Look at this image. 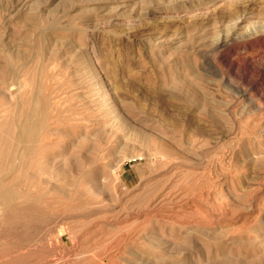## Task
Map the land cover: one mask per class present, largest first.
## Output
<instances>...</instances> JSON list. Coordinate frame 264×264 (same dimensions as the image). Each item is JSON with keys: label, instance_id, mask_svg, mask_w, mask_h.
<instances>
[{"label": "rangeland", "instance_id": "obj_1", "mask_svg": "<svg viewBox=\"0 0 264 264\" xmlns=\"http://www.w3.org/2000/svg\"><path fill=\"white\" fill-rule=\"evenodd\" d=\"M261 41L264 0H0V264H264V101L225 66Z\"/></svg>", "mask_w": 264, "mask_h": 264}, {"label": "bare ground", "instance_id": "obj_2", "mask_svg": "<svg viewBox=\"0 0 264 264\" xmlns=\"http://www.w3.org/2000/svg\"><path fill=\"white\" fill-rule=\"evenodd\" d=\"M199 2V1H198ZM201 4H202V2H200ZM206 5H207V1H206ZM196 7V6H195ZM197 7H199V6H197ZM235 17V16H234ZM237 17V16H236ZM231 18V17H230ZM234 19V18H233ZM262 26V25H261ZM261 28H263V26L261 27ZM229 29V28H228ZM228 31V30H227ZM260 31V30H259ZM229 32V31H228ZM228 32H226V33H228ZM225 35V34H224ZM230 36H231V33H230ZM232 37V36H231ZM197 38H198V36H197ZM257 38V37H256ZM229 39V38H228ZM249 39V38H248ZM225 40V39H224ZM222 41V40H221ZM216 43V42H215ZM254 44V47H256L258 50H259V52H260V54L261 53H263L264 52V50H262V47H263V43H262V41L261 42H258V43H253ZM222 45V44H221ZM236 45V44H235ZM217 46V45H216ZM218 47V46H217ZM226 49H229V48H226ZM250 49V48H249ZM247 52V51H246ZM249 53V52H248ZM195 54V53H194ZM198 54V53H197ZM250 54V53H249ZM260 54H258V55H260ZM235 55V54H234ZM238 56V55H237ZM228 57V56H227ZM239 58H240V56H238ZM238 58V60H240V61H235V60H229V62H227L226 61V68L228 69V71L233 75V77L234 78H236L237 80H239L243 85H245L246 87H251V91H252V89H254V93L259 97V99L261 100V101H264V86L261 84H259L258 85V82H257V80H258V77H260V76H262V78H264V65H262V63H261V65L262 66H260V65H257L256 66V64L254 65V63H256V62H254L253 60H251V59H253L254 57H253V55L252 56H250V55H244V56H242L240 59ZM257 58V57H256ZM232 59V58H231ZM262 60V59H261ZM225 62V61H224ZM198 65V64H197ZM200 68V67H199ZM219 69V68H218ZM224 69V68H223ZM203 70V69H202ZM221 70V69H220ZM217 71V70H216ZM215 71V72H216ZM203 72V71H202ZM204 72H206V71H204ZM220 73H221V71H220ZM216 75V74H215ZM225 75V74H224ZM6 77V76H5ZM221 77V76H220ZM224 77V76H223ZM230 78H231V76H230ZM261 78V80H263ZM208 81V80H207ZM224 81V80H223ZM259 81V80H258ZM8 82V81H7ZM7 82H5L6 83V85H7ZM217 82H219V81H217ZM236 82V81H235ZM235 82H233V83H235ZM15 82H13L12 84H14ZM261 83V82H260ZM11 84V85H12ZM224 84H226V82H224ZM236 84V83H235ZM10 85V84H9ZM8 85V86H9ZM208 85V84H207ZM232 85V84H231ZM47 86V85H46ZM219 86V85H218ZM239 86V85H238ZM238 86H236L237 88H238V90H240V88L238 87ZM48 87V86H47ZM233 87V86H232ZM8 89V88H7ZM10 89H11V87H10ZM13 89V88H12ZM44 89H47V88H45L44 87ZM235 89V88H234ZM263 89V90H262ZM49 91H51L50 89H48ZM48 90H45V91H47L48 92ZM45 91H42V93L44 92L45 93ZM251 91H250V93H251ZM47 92H46V94H47ZM214 92V91H213ZM212 92V93H213ZM238 92V91H237ZM243 92V91H242ZM7 94H8V92H7ZM244 94H245V91H244ZM210 95H211V93H210ZM210 95H209V97H210ZM8 96H9V94H8ZM212 96V95H211ZM49 97H50V95H49ZM174 97V96H173ZM245 97V96H244ZM247 97H248V95H247ZM253 98V97H252ZM250 99H251V97H250ZM258 99V98H257ZM53 100V99H52ZM196 100V99H195ZM55 101V100H54ZM52 102V103H50L49 104V102L47 101V102H45L44 100H42L40 103H38V104H36V106L38 107V108H40V110H43V108H44V111L46 112V117L44 118V122H45V130H44V134H43V137L42 136H40V137H42V140H44V142L45 141H47L48 140V137H47V135H46V132H47V128H48V125L50 124L49 122H54V121H52L53 119H50V117L48 116V114H47V112H49L50 114H51V111L54 109V107H56L57 106V104L58 103H56V102ZM260 101V102H261ZM51 102V101H50ZM245 102H246V100H245ZM257 102V101H256ZM25 103V101H23V104ZM250 103V102H249ZM54 104H56V106L54 105ZM211 105V104H210ZM213 105V104H212ZM253 105V104H252ZM20 106V105H19ZM255 106V105H254ZM262 106V105H261ZM23 107V109H24V106H22ZM200 108V107H199ZM259 108V107H258ZM261 108V107H260ZM20 109V108H19ZM57 109V108H56ZM56 109H54L53 110V112L54 111H56ZM215 109V108H214ZM25 110H26V107H25ZM48 110V111H47ZM234 110V109H233ZM245 110H246V108H245ZM28 111V110H27ZM228 111H229V109H228ZM228 111H226V112H228ZM42 112V111H41ZM21 113V112H20ZM29 113H30V111H29ZM31 113H33V112H31ZM204 113V112H203ZM43 114V113H42ZM54 114V113H53ZM223 114H224V112H223ZM228 114V113H227ZM258 114V113H257ZM264 114V113H263ZM33 115V114H32ZM22 116V115H21ZM45 116V115H44ZM51 116V115H50ZM53 116V115H52ZM51 116V117H52ZM230 116V115H229ZM259 116V115H258ZM231 117V116H230ZM257 117V116H256ZM25 119V118H24ZM51 120V121H50ZM57 120H58V118H57ZM13 121V120H12ZM32 121H34V123H35V117H34V119L32 120ZM21 122V121H20ZM63 122V121H62ZM79 122H81L80 120H79ZM91 122V121H90ZM89 122V123H90ZM58 123V122H57ZM83 123V122H82ZM85 123L88 125V123L85 121ZM231 123V122H230ZM259 123V122H258ZM21 124V123H20ZM54 124V123H53ZM61 124V123H60ZM19 125V124H18ZM79 126L80 125V123H79V125L76 123L75 124V126ZM85 124L83 123V125L82 126H84ZM92 125V124H91ZM95 125H96V123H95ZM94 125V126H95ZM235 125H237V124H235ZM264 126V125H263ZM80 127V126H79ZM262 127V126H261ZM17 128V127H16ZM35 127H32V126H29L28 127V129H34ZM89 128V127H88ZM92 128V127H91ZM43 129V128H42ZM84 129V128H83ZM90 129V128H89ZM17 130V129H16ZM235 130V129H234ZM256 130V129H255ZM254 130V131H255ZM43 131V130H42ZM83 131H85V130H83ZM17 132H18V130H17ZM261 132V131H260ZM19 133V132H18ZM36 133V132H35ZM244 133V132H243ZM248 133H249V131H248ZM251 133V132H250ZM257 133V132H256ZM255 133V134H256ZM259 133V132H258ZM257 133V134H258ZM32 133H29V135H31ZM37 134V133H36ZM233 134H234V132H233ZM241 134V133H240ZM245 134V133H244ZM244 134H242V135H244ZM260 134V133H259ZM259 134H258V136H259ZM264 134V133H263ZM19 135V134H18ZM41 135V134H40ZM237 135H239V133L237 134ZM242 135H241V137H242ZM211 136V135H210ZM249 136H251V134L249 135ZM261 136H263V138L262 139H264V135H261ZM38 137V136H37ZM231 137V136H230ZM239 137V136H238ZM240 137V138H241ZM234 138V137H233ZM37 139V138H36ZM223 139V138H222ZM228 139V138H227ZM226 139V140H227ZM247 139V138H246ZM254 139V138H253ZM255 139H256V137H255ZM261 139V138H260ZM261 139V140H262ZM39 140H40V138H39ZM42 140H40V141H42ZM230 140V139H229ZM239 140V139H238ZM241 140V139H240ZM240 140H239V142H240ZM30 141V140H29ZM39 141V142H40ZM219 141H221V139H219ZM225 141V140H224ZM242 141H243V139H242ZM248 141H249V138H248ZM253 141V140H252ZM226 142V141H225ZM239 142H238V144H239ZM254 142V141H253ZM33 143V142H32ZM48 142H46V144H47ZM229 143L231 144V141H229L228 142V146H230L231 147V145H229ZM236 143V142H235ZM179 144H180V142H179ZM223 144V143H222ZM227 144V143H226ZM237 144V145H238ZM236 145V144H235ZM258 145V144H257ZM164 146V145H163ZM30 148V147H29ZM228 148V147H227ZM168 150V149H167ZM226 150V149H225ZM235 150V149H234ZM33 151V150H32ZM161 151H162V149H161ZM33 152H35V151H33ZM222 152V151H221ZM231 152V151H230ZM231 155V154H230ZM42 157V156H41ZM140 157V156H139ZM232 158V157H231ZM47 159V158H46ZM47 161V160H46ZM229 161V160H228ZM228 164H229V162H228ZM46 166V165H45ZM63 166V165H62ZM48 167V166H47ZM64 167V166H63ZM57 169H58V167H57ZM61 169H62V167H61ZM65 169V168H64ZM93 174V173H92ZM89 176V175H88ZM79 177H80V175H79ZM91 177V176H90ZM7 178V177H6ZM10 179H13V178H11L10 177ZM79 179V178H78ZM93 179V178H92ZM86 180V179H85ZM97 180V179H96ZM2 181V180H1ZM89 181H90V179H89ZM91 182V181H90ZM89 182V183H90ZM97 183V182H96ZM10 187V186H9ZM17 187V186H16ZM88 187H90V185H88ZM95 187V186H94ZM11 188V187H10ZM14 188V187H13ZM97 191V190H96ZM10 199H12V194L10 193V190H8L7 188H2V187H0V205H2V206H4L5 205V203L7 202V201H9ZM9 204V203H8ZM11 204V203H10ZM9 204V205H10ZM195 204V203H194ZM13 205V204H12ZM12 213V212H11ZM15 213V212H14ZM11 216V215H10ZM9 215H8V217H10ZM125 237V236H124ZM121 239V241H122V238H120ZM124 241V240H123ZM121 243V242H120ZM119 243V244H120ZM119 244H118V246H119ZM117 245V244H116ZM121 249V248H120ZM112 257V256H111ZM107 259V258H106ZM111 259V258H110ZM103 260V259H102ZM108 260V259H107ZM111 261V260H110ZM102 262H104V260L102 261ZM110 263V262H109Z\"/></svg>", "mask_w": 264, "mask_h": 264}]
</instances>
